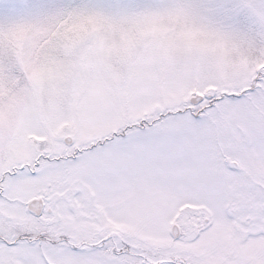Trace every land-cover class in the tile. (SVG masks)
Wrapping results in <instances>:
<instances>
[{
  "label": "snow or ice",
  "instance_id": "obj_1",
  "mask_svg": "<svg viewBox=\"0 0 264 264\" xmlns=\"http://www.w3.org/2000/svg\"><path fill=\"white\" fill-rule=\"evenodd\" d=\"M0 264H264V0H0Z\"/></svg>",
  "mask_w": 264,
  "mask_h": 264
}]
</instances>
